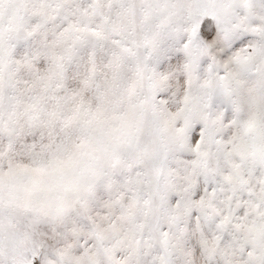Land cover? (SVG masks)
<instances>
[{
    "label": "snow or ice",
    "instance_id": "1",
    "mask_svg": "<svg viewBox=\"0 0 264 264\" xmlns=\"http://www.w3.org/2000/svg\"><path fill=\"white\" fill-rule=\"evenodd\" d=\"M0 264H264V0H0Z\"/></svg>",
    "mask_w": 264,
    "mask_h": 264
}]
</instances>
